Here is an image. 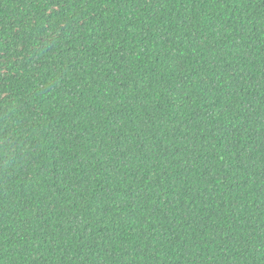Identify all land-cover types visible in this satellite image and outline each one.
<instances>
[{
  "label": "trees",
  "instance_id": "16d2710c",
  "mask_svg": "<svg viewBox=\"0 0 264 264\" xmlns=\"http://www.w3.org/2000/svg\"><path fill=\"white\" fill-rule=\"evenodd\" d=\"M0 264H264V0H0Z\"/></svg>",
  "mask_w": 264,
  "mask_h": 264
}]
</instances>
